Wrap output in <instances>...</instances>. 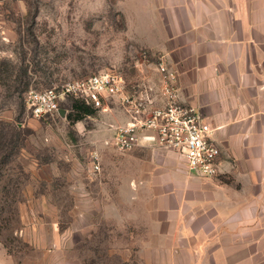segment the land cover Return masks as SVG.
<instances>
[{
    "label": "rangeland",
    "instance_id": "374dc122",
    "mask_svg": "<svg viewBox=\"0 0 264 264\" xmlns=\"http://www.w3.org/2000/svg\"><path fill=\"white\" fill-rule=\"evenodd\" d=\"M130 11L129 0H0V264H142L146 203L184 160L117 150L112 126L127 116L115 100L80 120L72 97L55 117L26 104L32 89L98 73L159 86Z\"/></svg>",
    "mask_w": 264,
    "mask_h": 264
},
{
    "label": "crops",
    "instance_id": "0c3cea01",
    "mask_svg": "<svg viewBox=\"0 0 264 264\" xmlns=\"http://www.w3.org/2000/svg\"><path fill=\"white\" fill-rule=\"evenodd\" d=\"M129 2L153 60L145 78L160 80V59L178 70L182 101L201 109L222 149L217 176L192 173L180 156L183 168L174 163L156 187L141 263L262 264L264 0Z\"/></svg>",
    "mask_w": 264,
    "mask_h": 264
},
{
    "label": "built area",
    "instance_id": "2783aa9c",
    "mask_svg": "<svg viewBox=\"0 0 264 264\" xmlns=\"http://www.w3.org/2000/svg\"><path fill=\"white\" fill-rule=\"evenodd\" d=\"M144 57L149 60L147 50ZM160 84L148 80L127 83L117 72L73 79L56 86L32 89L26 104L33 116L55 117L67 98L81 99L95 109L111 108L108 100L121 103L127 120L113 125L112 143L122 152L139 146H156L179 154L188 168L200 176L215 177L221 172L222 149L214 138L215 129L200 108L181 99L179 73L160 59ZM99 169L98 154H94Z\"/></svg>",
    "mask_w": 264,
    "mask_h": 264
},
{
    "label": "trees",
    "instance_id": "16d2710c",
    "mask_svg": "<svg viewBox=\"0 0 264 264\" xmlns=\"http://www.w3.org/2000/svg\"><path fill=\"white\" fill-rule=\"evenodd\" d=\"M74 108L78 112L77 119L80 120L84 115L93 113L90 106L86 105L81 99L75 98Z\"/></svg>",
    "mask_w": 264,
    "mask_h": 264
},
{
    "label": "water",
    "instance_id": "95a60500",
    "mask_svg": "<svg viewBox=\"0 0 264 264\" xmlns=\"http://www.w3.org/2000/svg\"><path fill=\"white\" fill-rule=\"evenodd\" d=\"M59 112H60L61 115H65L66 109L61 108Z\"/></svg>",
    "mask_w": 264,
    "mask_h": 264
}]
</instances>
